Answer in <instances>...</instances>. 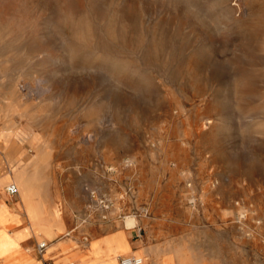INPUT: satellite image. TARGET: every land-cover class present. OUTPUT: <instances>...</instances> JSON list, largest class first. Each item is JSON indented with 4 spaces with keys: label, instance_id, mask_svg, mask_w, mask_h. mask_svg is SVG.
<instances>
[{
    "label": "rangeland",
    "instance_id": "1",
    "mask_svg": "<svg viewBox=\"0 0 264 264\" xmlns=\"http://www.w3.org/2000/svg\"><path fill=\"white\" fill-rule=\"evenodd\" d=\"M0 128L24 129L53 217L83 210L66 239L264 264V0H0Z\"/></svg>",
    "mask_w": 264,
    "mask_h": 264
},
{
    "label": "crops",
    "instance_id": "2",
    "mask_svg": "<svg viewBox=\"0 0 264 264\" xmlns=\"http://www.w3.org/2000/svg\"><path fill=\"white\" fill-rule=\"evenodd\" d=\"M23 131L24 129L13 128L9 131L0 128V210L5 214V220L0 217V264H45L46 261L52 264H73L81 257H86L87 261L88 255L91 256L95 252L93 244L102 245L103 243V248H106V240L118 234L120 230L108 232L104 226H100L97 230L95 224L88 223L87 226L76 227V229L80 228L76 239H66L68 236L65 235V230L70 232L72 225L78 222L80 217H85L80 214L83 210H80L78 215L67 211L64 218L53 217L52 211L48 210L41 199V192L45 188L46 170L43 169L38 158L31 159L27 148L29 140L25 139L26 135ZM3 139L7 141L4 143ZM21 170L28 176L24 187L31 193L22 196L18 187L19 195L11 198L7 195L5 188L11 183L17 185L16 173ZM31 177L36 180L34 185L38 194L33 192V186L28 181ZM48 211L52 218L47 217ZM41 228H49L51 236L41 234L38 231ZM165 234L161 231H149L145 241L140 231L132 237L129 236L133 251L122 256L136 255L143 258L137 253L142 252L146 258V264H221L216 258H208L202 249L195 255L188 254L187 251L192 248L191 244L180 241L181 236L175 234L165 236ZM83 235L87 236L86 248L82 241ZM40 239L49 244L48 249H52L48 258H45L48 249L43 256L37 252ZM134 239L137 240L133 242ZM154 239L156 240L153 241ZM177 252L180 254L177 255Z\"/></svg>",
    "mask_w": 264,
    "mask_h": 264
},
{
    "label": "bare ground",
    "instance_id": "3",
    "mask_svg": "<svg viewBox=\"0 0 264 264\" xmlns=\"http://www.w3.org/2000/svg\"><path fill=\"white\" fill-rule=\"evenodd\" d=\"M17 185L18 187H20V193L22 196H26L29 195V193H31L30 191L26 190L25 187L21 186V175H26L25 171L21 170L18 171L17 173ZM27 176V175H26ZM28 177V176H27ZM27 186V185H26ZM29 186V185H28ZM31 187V186H30ZM28 188V187H27ZM29 189V188H28ZM31 190V189H30ZM34 195V194H33ZM32 197V196H31ZM35 198V197H34ZM33 198H31L32 200ZM36 200V199H35ZM40 202V201H39ZM32 203V202H31ZM26 204V202H25ZM29 204V203H27ZM33 204V203H32ZM38 205V204H37ZM35 205V206H37ZM27 206V205H26ZM34 207V205H33ZM38 212V211H37ZM37 215V214H36ZM44 215V214H43ZM42 215V216H43ZM34 216V215H33ZM32 216V217H33ZM0 217L3 218V220H5V214L4 211L0 210ZM35 218V217H34ZM137 225V220L134 219L132 216H128L125 221H124V226L127 229H134ZM38 231L41 232V234H44L46 236H51V230L49 228H41ZM68 234V233H67ZM121 237V239L119 238ZM108 241V240H107ZM112 242L108 251L105 252V256H109L110 258V262H105L102 264H117L118 261V257L122 256L123 254H128L132 251V245L129 241V238L127 237V235L124 232H120L119 234H117L115 237L112 238V240L110 239L109 242ZM94 245V244H93ZM93 247V246H92ZM157 247V246H156ZM52 252V249H48L47 251V256H50V253ZM147 252V251H146ZM156 252V251H155ZM139 255L143 256L144 259V264H146V258L144 257V254L142 252H139ZM102 256V255H101ZM100 256V257H101ZM147 256V255H146ZM163 256V255H162ZM100 257L98 258H94L90 255H88V260L86 261L85 258L86 257H82L79 258L77 261H75L73 264H101V261L98 262V259H101ZM191 257V256H190ZM166 258V257H165ZM184 258V257H182ZM189 258V257H188ZM192 258V257H191ZM190 259V258H189ZM192 262V261H191ZM171 263V262H170ZM190 264V263H189Z\"/></svg>",
    "mask_w": 264,
    "mask_h": 264
},
{
    "label": "built area",
    "instance_id": "4",
    "mask_svg": "<svg viewBox=\"0 0 264 264\" xmlns=\"http://www.w3.org/2000/svg\"><path fill=\"white\" fill-rule=\"evenodd\" d=\"M5 191L7 195L11 198H15L19 195V188L16 184L11 183L8 186H6ZM92 196H94V193L92 192ZM104 202H102L103 204ZM105 208H108V205L104 206ZM141 232V231H140ZM49 244L44 241L37 245V252L40 256H43L45 254V251L48 249ZM45 264H52L50 261H46ZM118 264H144V260L142 257L131 255V256H120L118 257Z\"/></svg>",
    "mask_w": 264,
    "mask_h": 264
}]
</instances>
